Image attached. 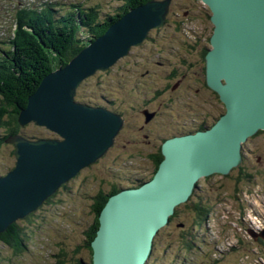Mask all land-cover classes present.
I'll return each mask as SVG.
<instances>
[{"label": "water", "instance_id": "1", "mask_svg": "<svg viewBox=\"0 0 264 264\" xmlns=\"http://www.w3.org/2000/svg\"><path fill=\"white\" fill-rule=\"evenodd\" d=\"M200 1L213 25L205 80L225 110L205 129L164 140L163 159L152 178L108 197L90 242L92 264H147L158 233L199 189L200 180L240 166L244 144L264 130V0ZM170 5L171 0H149L131 9L66 65L46 74L29 95L19 123L45 126L58 136L7 139L15 164L0 176V233L114 145L124 117L77 100L78 88L164 24ZM144 113L147 121L154 115Z\"/></svg>", "mask_w": 264, "mask_h": 264}, {"label": "rangeland", "instance_id": "2", "mask_svg": "<svg viewBox=\"0 0 264 264\" xmlns=\"http://www.w3.org/2000/svg\"><path fill=\"white\" fill-rule=\"evenodd\" d=\"M85 2H103L106 10L120 4L119 0ZM206 8L200 0L191 3L188 0H171L168 24L151 29L147 39L133 46L129 54L117 60L110 69L101 70L82 82L76 98L79 94L105 95L108 99L104 98L106 104H109V100H115L117 109L128 113L129 121L117 135L114 145L97 163L83 168L67 181L71 183V190L69 193L67 190L65 195L63 193V202L43 207L42 210L48 216L45 221L37 220L41 224L31 225L34 234L25 253L14 255L11 248L0 242L3 257L0 264L53 263V259L57 258L52 255L57 254L56 243L60 240L67 245L80 247L73 248L77 252L68 258L66 264H77L78 258L89 261L91 252L83 246L84 230L93 217L92 199L88 197L95 195L100 179L107 176L109 179L115 178L119 186H134L136 180L147 178L152 173L153 165L147 154L159 153L164 136L173 133L178 127L189 128L193 126L190 123L195 121L210 120L208 116L211 117V114L221 116L222 110L219 113V109L224 110V104L222 107L216 92L205 86L203 66L197 63L200 47L206 44L213 32L210 17L201 13ZM175 20L184 21L182 29L178 30L173 23ZM198 38L201 39L198 49H190L189 45L193 40L199 41ZM182 60L186 63H182ZM174 64L184 68L181 72L185 75L181 82L167 76ZM168 83L172 87L166 88L165 94L148 106L153 110L157 108L158 102H164L159 106L161 109L158 108L159 117L150 125L153 134L164 136L152 138L147 143L144 134L149 127L138 130L142 120L139 108L142 105L145 107V100L154 97L153 90L157 86L164 87ZM171 125L173 129H170ZM39 128L47 131L49 136H58L45 126ZM37 130L38 126L34 123L29 126L28 132ZM12 147L8 143L0 148V171L2 167L15 162V158L11 157ZM136 148L144 155L138 159L126 158L129 155L126 152ZM244 149L247 159L243 161L244 168L253 173L254 177L247 179L245 175L248 172L243 168L244 176L241 177L238 167L227 175L214 173L203 177L199 183L202 190L198 194L214 205L212 220L195 232V249L185 251L184 247H177L181 230L178 225L185 227L190 222L187 220L189 211H185V206H182L185 204H181L179 207L182 210L178 217L163 229L161 243L152 258V264H183L186 258L189 264H264V134L247 140ZM119 171L122 173L117 174Z\"/></svg>", "mask_w": 264, "mask_h": 264}, {"label": "trees", "instance_id": "3", "mask_svg": "<svg viewBox=\"0 0 264 264\" xmlns=\"http://www.w3.org/2000/svg\"><path fill=\"white\" fill-rule=\"evenodd\" d=\"M148 1L149 0H123L120 6L117 8H109L107 11H105L106 9L103 6V2H85L84 4L81 3L72 14L65 18L61 17L59 19H51L48 22L32 20L33 27L29 24L32 27V31H27L22 25L21 30L18 33V37L16 38L18 51L8 50L6 54L3 55V61L0 66V148H3L4 145H8L6 139L15 134H25L31 138L53 137L49 136L47 131H41L39 127L37 131L29 133V126L33 123L27 124L26 126H22L19 123L18 116L21 110L27 107L29 95L35 92L46 74L66 65L73 56H75L82 48L87 45V42L90 39L104 34L110 25L114 24V22L118 21L119 18L127 14L131 8L144 4ZM188 2H195V0H188ZM201 13L206 14L208 18L210 17V11L208 8H206V10ZM170 14L171 13L169 12L166 21L160 27L168 24ZM173 23L177 25L178 30H180L182 29V24L184 21L175 20ZM198 40L199 41L193 40L194 42L189 45L190 49H198L201 39L198 38ZM209 46L210 43L208 37L206 44L200 47L197 61L198 64L203 66L205 86H207L205 80V55L207 49L206 47ZM182 63H186V61L182 60ZM182 69L184 68L183 66L181 67L180 64H174L167 75L168 78L171 80L182 78ZM170 86H172L171 83H168L165 87L170 88ZM104 98L108 100L107 96L105 95L104 97H99L96 95L88 96L86 94H79V96H77V100L92 105H103L105 103ZM107 102H109L111 107L122 115L123 113L128 114L124 110L119 111L117 109L115 100H109ZM171 127L173 128V125H171ZM181 129L183 128L178 127L175 132L177 133ZM260 133L264 134V130L259 131L257 134ZM13 150L14 146L12 147V152L10 151L11 157H14ZM139 150L136 148L130 152L127 151L126 153H129V155H127L126 158H140L141 155H144V153L139 152ZM158 151L159 153L156 155L154 153H151L150 155L147 154L148 159L153 165V171L149 175V178H151L156 172L159 163L163 159L161 145L159 146ZM99 160L92 163L91 165L97 163ZM246 160L247 159L245 155L243 161L246 162ZM245 162H243V166L242 164L238 166L237 170L239 174H241V177L244 176L242 172L243 170L248 172L245 176L247 179L251 180L254 177V174L246 171V167L244 168ZM13 166L14 163L8 165V167H2L1 172L10 169V167L13 168ZM121 173V171L117 172V174ZM95 176L98 177V175ZM230 176L232 175L230 174ZM106 177L100 179V186L95 195L88 197V199H92L91 212L93 217L90 221V224L87 225L86 229L84 230L85 237L83 246L90 252V242L96 236L97 230L99 228L98 216L108 197L121 189L115 178L109 179ZM69 182L64 183L61 188L52 194L51 197H49L37 211L31 212L25 218L19 219L10 224L4 232L0 233V242L4 246L11 248L14 255L18 256L25 253L26 250H28V242L34 234V230L31 225H36V223L41 224V221L46 220L48 215L42 210L45 205H50L51 203H56L58 205L63 202V193L65 195L67 190V193H69V190H71V183ZM135 182L136 184L133 183L135 184L134 187H137L142 182H144V180H136ZM184 204L185 205L182 206H185V211H189L187 220L190 222L185 227L182 224L178 225L181 227V230L177 239L179 242L177 243L179 244V247H184L185 251H190L193 248L195 249L194 242L196 241L195 237H197L196 233L200 231L199 229H203L205 226H207L212 220L214 205H211V203L203 196H198L197 198L191 197ZM181 210V207L176 209L175 213L170 217L166 226L175 221ZM166 226H164V228ZM164 228L160 230L155 239L153 251L148 264H152V258L158 251L157 249L161 243L160 239L163 236ZM56 244L58 252L57 254H54V256L52 255V257L57 259H53L55 262L50 264H66L68 258L77 252V250H74L73 248H80L79 246L73 247L67 245L65 242H63V240L58 241ZM73 250L74 252H72ZM2 258L3 257L0 251V263ZM76 261L77 264H92V256L87 262L82 258H78Z\"/></svg>", "mask_w": 264, "mask_h": 264}, {"label": "flooded vegetation", "instance_id": "4", "mask_svg": "<svg viewBox=\"0 0 264 264\" xmlns=\"http://www.w3.org/2000/svg\"><path fill=\"white\" fill-rule=\"evenodd\" d=\"M206 48H208V47H206ZM161 65H164L165 63H161V62H159ZM183 76H182V78L184 77V75L185 74H182ZM182 78H178L177 80H176V82H181V79ZM172 87V86H171ZM209 88V87H208ZM166 87L164 86V87H156L154 90H153V92H154V97L153 98H150V99H148V100H145V102L146 103H144V104H146L145 105V107H142L141 106V108H139V113H140V115H141V117H142V120H141V122H139L141 125L138 127V130H143L145 127H149L148 129H147V131H146V133L144 134V137L146 138V142L147 143H150V141H152V138L154 139H157V138H161V137H163L164 136V134H163V136H161V135H159V134H153L152 133V128L150 127V125H151V123L152 122H154V121H156V119L159 117V111H158V108L159 109H161V107H159L160 105H162L164 102L163 101H160V102H158L157 104H156V109H150L148 106H149V104H152V103H154V102H157L158 101V99L161 97V96H163L164 94H165V92H166ZM215 95H216V98H217V100H218V102H220L219 104L222 106V101L219 99V96H218V94L217 93H215ZM149 101V102H148ZM148 102V103H147ZM223 107V106H222ZM222 110V112L220 113V111ZM224 110H225V107H224ZM224 110H223V108H220L219 109V113H220V115L224 112ZM145 111H148L149 113H153L154 115L152 116V118L150 119V120H148L147 121V115L144 113ZM218 113V114H219ZM217 114V115H218ZM123 117H124V125H123V127H122V129H121V131L120 132H122L123 130H124V128H125V125L128 123V121H129V116H128V114H126V113H123ZM209 117V119H211V120H215V119H217L218 117L216 116H214L213 114H211V117L210 116H208ZM208 119V118H207ZM207 119H205L201 124H199L197 127H196V129L197 128H199L200 126H202L203 128H205V127H207V125H208V121H207ZM134 126H137V125H134ZM170 129H173L172 127L170 128ZM186 131L188 130V132H191V131H195V128L193 129V128H184ZM179 131H184L183 129H181V130H179ZM174 132H175V130H174ZM173 132V133H174ZM172 134V133H171ZM152 153V152H151ZM150 153V154H151ZM149 154V155H150ZM102 158V157H101ZM100 159V158H99ZM98 159V160H99Z\"/></svg>", "mask_w": 264, "mask_h": 264}, {"label": "bare ground", "instance_id": "5", "mask_svg": "<svg viewBox=\"0 0 264 264\" xmlns=\"http://www.w3.org/2000/svg\"><path fill=\"white\" fill-rule=\"evenodd\" d=\"M170 6H171V5H170ZM24 126H25V125H24ZM12 136H14V135H12ZM12 136H11V137H12ZM8 143H9V142H8ZM10 144H11V143H10ZM60 187H61V186H60Z\"/></svg>", "mask_w": 264, "mask_h": 264}]
</instances>
